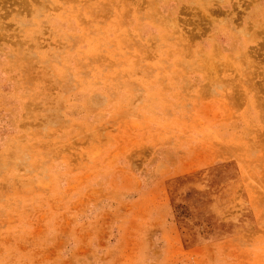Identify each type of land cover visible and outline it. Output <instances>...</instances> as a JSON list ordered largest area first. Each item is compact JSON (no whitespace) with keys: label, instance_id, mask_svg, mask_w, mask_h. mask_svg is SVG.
Here are the masks:
<instances>
[{"label":"rangeland","instance_id":"1","mask_svg":"<svg viewBox=\"0 0 264 264\" xmlns=\"http://www.w3.org/2000/svg\"><path fill=\"white\" fill-rule=\"evenodd\" d=\"M0 264H264V0H0Z\"/></svg>","mask_w":264,"mask_h":264},{"label":"bare ground","instance_id":"2","mask_svg":"<svg viewBox=\"0 0 264 264\" xmlns=\"http://www.w3.org/2000/svg\"><path fill=\"white\" fill-rule=\"evenodd\" d=\"M243 55V54H242Z\"/></svg>","mask_w":264,"mask_h":264}]
</instances>
